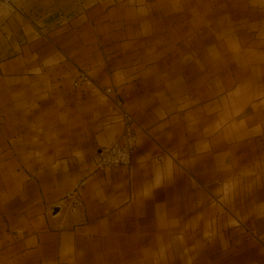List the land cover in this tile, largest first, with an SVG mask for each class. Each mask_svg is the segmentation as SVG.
Returning a JSON list of instances; mask_svg holds the SVG:
<instances>
[{
  "label": "crops",
  "instance_id": "crops-1",
  "mask_svg": "<svg viewBox=\"0 0 264 264\" xmlns=\"http://www.w3.org/2000/svg\"><path fill=\"white\" fill-rule=\"evenodd\" d=\"M225 1L0 2V264H264V0Z\"/></svg>",
  "mask_w": 264,
  "mask_h": 264
},
{
  "label": "built area",
  "instance_id": "built-area-1",
  "mask_svg": "<svg viewBox=\"0 0 264 264\" xmlns=\"http://www.w3.org/2000/svg\"><path fill=\"white\" fill-rule=\"evenodd\" d=\"M77 81L89 82V78L84 72H80ZM123 130L119 138L111 145L103 147L97 153L94 159V166L97 170L107 168L124 167L127 168L131 162L132 150L135 146V135L131 131L133 123L131 117L125 111H122ZM83 182H79L74 191H70L64 197L71 211L80 208L77 190Z\"/></svg>",
  "mask_w": 264,
  "mask_h": 264
},
{
  "label": "rangeland",
  "instance_id": "rangeland-1",
  "mask_svg": "<svg viewBox=\"0 0 264 264\" xmlns=\"http://www.w3.org/2000/svg\"><path fill=\"white\" fill-rule=\"evenodd\" d=\"M94 1H96V0H73V7L72 8H74L75 6H77L78 8L79 7H81V6H83V5H88L89 3H92V2H94ZM0 2H2V3H4L5 5H6V7H9L10 8V5H11V3H10V0H0ZM182 2H184L185 4H193V3H198V2H200V0H182ZM202 3H206L207 1H201ZM217 2L219 3V2H226L225 0H217ZM34 3H36V2H34ZM255 5H256V2H255V0H249V9L251 10V9H253L252 7L254 6V8H255ZM55 6H58L57 4H55ZM251 15H252V13L250 12L249 13V16H250V18H251ZM249 23H250V25H252L253 23H254V21L252 22L251 20L249 21ZM250 30H252L253 28H249ZM254 40V39H253ZM255 41H256V39H255ZM251 42V41H250ZM254 42V41H253ZM251 43L250 45H249V47H248V49L250 50V51H256L257 50V44L256 43ZM241 49H239V51H240ZM238 61H235V65L236 66H239V64H240V61H241V59H237ZM235 76H237V75H235ZM235 76H233L232 78H233V81H236V79H237V77H235Z\"/></svg>",
  "mask_w": 264,
  "mask_h": 264
},
{
  "label": "water",
  "instance_id": "water-1",
  "mask_svg": "<svg viewBox=\"0 0 264 264\" xmlns=\"http://www.w3.org/2000/svg\"><path fill=\"white\" fill-rule=\"evenodd\" d=\"M58 211H59V208H55V209L53 210V215H55Z\"/></svg>",
  "mask_w": 264,
  "mask_h": 264
}]
</instances>
